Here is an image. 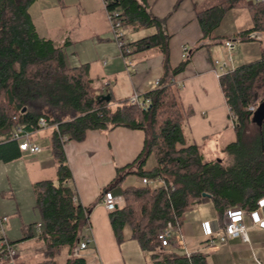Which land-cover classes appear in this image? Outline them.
<instances>
[{"label": "trees", "instance_id": "16d2710c", "mask_svg": "<svg viewBox=\"0 0 264 264\" xmlns=\"http://www.w3.org/2000/svg\"><path fill=\"white\" fill-rule=\"evenodd\" d=\"M39 1L0 0V162L12 163L23 157L19 142L13 139L18 128L38 132L42 117L50 127L57 124L48 146L57 165L56 180L34 184L43 224L40 240L45 245V260L40 264H59L56 257L63 247H69L71 255L65 264H87L83 257H73L72 251L82 241L92 208L76 203L77 190L64 146L69 141L84 142L90 131L117 128L146 133L140 155L127 166L116 168L115 179L104 189L103 194L119 198L117 209L109 212L117 243L125 242L129 228L130 239L150 254L151 264H207L201 253L179 255L175 241L164 247L158 234L169 222L181 225L187 212L203 204L212 203L223 216L227 210L256 211L264 200V122L261 128L255 126L248 109L264 100V0L253 4L247 0H208L197 10L202 41L218 40L216 30L235 8H247L252 20L251 27L236 37L251 42L262 36L257 60L220 76L235 116L236 139L223 150L229 157L227 162L205 160L201 147L186 136L192 111L184 106L175 77L189 59L175 68L171 65L169 16H155L148 0H109L108 10L119 11L127 30L155 29L127 43L130 55L155 49L163 56L160 87L142 95L151 99V108L143 109L127 100H103L108 92L94 86L90 65L67 64L65 49L70 41L58 45L38 34L31 7ZM183 1L178 0L175 9ZM64 137L68 138L65 143ZM151 157L155 166L147 169ZM132 176L162 179L164 185H127ZM0 264H9L8 259L0 256Z\"/></svg>", "mask_w": 264, "mask_h": 264}, {"label": "crops", "instance_id": "0c3cea01", "mask_svg": "<svg viewBox=\"0 0 264 264\" xmlns=\"http://www.w3.org/2000/svg\"><path fill=\"white\" fill-rule=\"evenodd\" d=\"M177 1L148 0L155 16H169L167 29L172 36L170 53L174 68L185 60L184 47L188 49V65L175 77L181 88L183 104L192 111L186 136L201 147L203 155L217 149L224 156L222 160L228 161L229 157L223 150L235 141V127L220 77L215 73V61H230L225 47L227 39L236 44L229 69L246 63L247 56L242 55L239 46H251L254 54L260 56L262 36L257 35L258 38L251 42H242L236 37L239 31L251 27L252 20L247 8H235L227 13L216 30L220 38L202 41L203 32L197 10L204 8L208 0L202 6L195 0H184L175 9ZM254 1L247 0V3L253 4ZM38 10L39 16L34 18L38 34L58 45L70 41L65 49L67 64H89L94 86L110 93L115 103L128 101L136 92L143 95L154 81L162 77L163 56L155 49L131 55L133 67L127 65L120 56L106 8L100 0H45ZM82 14L90 18L91 27L76 24L75 19ZM64 19L66 21L62 22ZM39 22L46 27H40ZM51 26L56 29L50 35L44 30L51 29ZM140 32L132 34L133 40L141 37ZM202 43L206 46L196 49ZM53 131V127H46L29 133L28 140L42 147L40 153L23 152L20 160L7 164L0 162V216L9 218L6 235L16 249L18 243L41 241L43 224L36 207L34 184L51 180L44 177L46 164L52 166V172L57 177V165L48 148ZM145 140L144 131L117 128L113 131H90L84 142L69 141L64 146L77 190L76 203L92 208L88 227L81 234L83 239L89 240V245L79 255L87 264H151L150 254L130 239L129 228L125 230V242L121 245L117 243L109 212L103 204L104 189L115 179L116 168L125 167L136 160L144 149ZM129 178L133 179L134 176ZM138 180L140 182V177ZM234 211L238 212V209ZM224 215L220 216L212 203L187 212L180 225L176 252L188 257L201 253L205 255L207 264H264V200L256 211L245 215L248 243L228 239L214 247L209 246V240L225 226ZM40 224L41 229L38 228ZM59 255L65 264L71 257L70 248L63 247L57 254V261Z\"/></svg>", "mask_w": 264, "mask_h": 264}, {"label": "built area", "instance_id": "2783aa9c", "mask_svg": "<svg viewBox=\"0 0 264 264\" xmlns=\"http://www.w3.org/2000/svg\"><path fill=\"white\" fill-rule=\"evenodd\" d=\"M103 4L107 11V17L110 23L111 32L113 34V37L119 47L120 50V56L124 59V61L129 65L130 67H133V62L131 59V49L127 46L128 39H127V27L124 26L123 22L121 21L119 17V11L108 10V4L109 0H102ZM262 0H255L254 2H259ZM225 47L228 50V53L230 55V61L232 60V52L236 48V44L233 40L227 39L225 41ZM189 56L188 49L184 47L183 50V57L186 59ZM216 69L215 73L218 77L221 75L227 73L229 69V62L228 61H222V60H216L215 61ZM160 87V79L154 81L148 91L156 90ZM128 103L132 106H139L143 109H147L151 107V99H144L142 94L135 93L130 97L128 100ZM259 103L251 104L248 109L254 113L258 107ZM230 118L234 122L235 116L230 111ZM40 128L44 129L46 127H50L47 120L42 117L39 120ZM54 129L57 128V124H54ZM30 135L28 132H25L23 128H18L15 132L13 139L17 140L19 142V147L22 152H29L31 154H38L42 151L41 147L34 142H30L28 138H30ZM63 142H67L68 138L64 137ZM140 181L144 185L148 186H163L164 182L162 179L158 180H150L148 178H140ZM119 203V198L115 197L112 194H107L103 198V204L104 207L108 212L114 211L117 209ZM262 204V201L259 203V205ZM245 211L240 212H233V211H226L224 218H225V226L221 230L218 231L217 234H215L210 240H209V246L214 247L218 243H224L228 239H239L244 243L249 242V236H248V227L245 223ZM9 222V218L7 216H0V256H4L6 259H8L9 264H16V256H17V249L16 245L12 243L7 235H6V227ZM42 225L40 224L38 226L39 229H41ZM88 227V225L86 226ZM180 225H176L172 222H169L167 226L158 234V240L162 243L164 247H169L172 245V243L178 240V234H179ZM84 240V241H83ZM89 245V240L86 238H82V241L78 243V245L73 249L72 256L73 257H79L80 253L87 249Z\"/></svg>", "mask_w": 264, "mask_h": 264}, {"label": "rangeland", "instance_id": "374dc122", "mask_svg": "<svg viewBox=\"0 0 264 264\" xmlns=\"http://www.w3.org/2000/svg\"><path fill=\"white\" fill-rule=\"evenodd\" d=\"M43 1L45 0H41L39 1L38 3L34 4L32 7H31V12L34 16V18H37L39 16V13H38V8L40 7V4L43 3ZM102 3L103 1L100 0ZM196 2H198L200 4V6L203 5V3L206 1V0H195ZM70 13V12H69ZM67 18V17H66ZM77 22L76 24L77 25H82L86 28H89L91 27L89 24H90V18L84 14L81 15L80 18H77L75 19ZM66 20L64 19L62 22H65ZM109 21V20H108ZM61 22V23H62ZM40 23V22H39ZM64 25V24H63ZM40 27L44 28L46 26H42V24L40 23L39 24ZM55 27L51 26V29L47 28L46 30H44L46 33H49L51 35V31H55ZM61 31H63V29L61 28L60 29ZM155 32V29H148V30H143L140 32V36L143 37V36H146V35H149V34H152ZM134 33V31L132 29H129L127 30V39L129 40H133L132 38V34ZM140 37V38H141ZM240 45V44H239ZM243 47V48H242ZM239 49L240 51L242 52V55L243 56H247V59L245 60L246 62H249V61H254V60H257V58H259L260 56H256L254 54V50H252L251 46H239ZM242 49V50H241ZM236 50V49H235ZM235 53V51H234ZM233 53V54H234ZM237 55V54H236ZM232 61V60H231ZM229 64H230V61L228 60ZM244 62V59L243 61ZM241 64V63H240ZM261 102V101H260ZM259 102V103H260ZM42 149V147H41ZM205 157V160L207 161H213V160H221L224 158L222 152L220 150H213V152H210L209 154H205L204 155ZM228 159V158H227ZM226 159L222 160V161H225ZM229 160V159H228ZM227 162V160H226ZM154 160L153 158L151 157L148 161V164L146 166L147 169H151V167L154 166ZM55 165V164H54ZM44 177L45 179H51V180H56V174L55 172H52V166L50 164H46V171L44 173ZM141 182V181H140ZM139 180H138V177H134L133 179H128V181L126 182L127 185H131V184H136L137 185L140 183ZM8 225V224H7ZM6 231H7V227H6ZM35 233H36V230H35ZM17 256H16V263L17 264H38L39 262H41L43 260V255H44V245H43V242L42 241H39V240H31L29 241L28 243H18L17 245ZM58 261L60 262V264H63V258L62 256H58Z\"/></svg>", "mask_w": 264, "mask_h": 264}, {"label": "water", "instance_id": "95a60500", "mask_svg": "<svg viewBox=\"0 0 264 264\" xmlns=\"http://www.w3.org/2000/svg\"><path fill=\"white\" fill-rule=\"evenodd\" d=\"M112 98L111 94L108 93L102 97L103 100L110 101ZM151 108V107H150ZM252 122L257 126L258 128H261L263 126L264 122V100H262L256 111L252 115ZM204 196H207V194H204Z\"/></svg>", "mask_w": 264, "mask_h": 264}]
</instances>
